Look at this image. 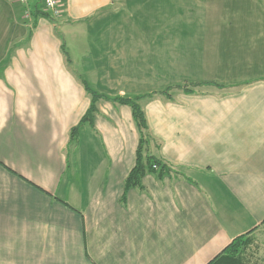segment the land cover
<instances>
[{
	"label": "crops",
	"instance_id": "0c3cea01",
	"mask_svg": "<svg viewBox=\"0 0 264 264\" xmlns=\"http://www.w3.org/2000/svg\"><path fill=\"white\" fill-rule=\"evenodd\" d=\"M60 4L0 0V264H206L263 226L264 0ZM83 80L140 96L179 174L123 196L139 133L109 99L69 144Z\"/></svg>",
	"mask_w": 264,
	"mask_h": 264
},
{
	"label": "trees",
	"instance_id": "16d2710c",
	"mask_svg": "<svg viewBox=\"0 0 264 264\" xmlns=\"http://www.w3.org/2000/svg\"><path fill=\"white\" fill-rule=\"evenodd\" d=\"M36 11L39 13L41 12L38 9L34 10V12ZM41 14L46 15L50 18L49 14L46 12L42 11ZM64 53L66 56V51H64ZM82 82L86 91L90 95V103L86 112L81 117L79 123L70 130L69 144H72V142L76 138L78 127L82 123L88 122L91 124L93 122V114L97 110L96 102L100 98L109 99L113 102L127 104L131 108L132 118L139 133V139L135 151L134 165L129 170L128 174L124 179L123 196L129 188L133 187L140 189L142 187V178L147 173H155L159 177L164 175L171 176L173 174H179V171L176 170L173 166H171V164L151 152V147L155 144L153 143V140L150 134L148 133L146 118L143 109L138 103V98L140 96H109L97 92L92 87H90L84 80ZM262 223L264 224V219ZM251 232L252 229L247 233L233 238L218 254H216L212 259H210L206 264H264V260L262 261V258H259L257 254L254 253L258 249H260V245L258 242H254V237L252 236V234H250Z\"/></svg>",
	"mask_w": 264,
	"mask_h": 264
},
{
	"label": "built area",
	"instance_id": "2783aa9c",
	"mask_svg": "<svg viewBox=\"0 0 264 264\" xmlns=\"http://www.w3.org/2000/svg\"><path fill=\"white\" fill-rule=\"evenodd\" d=\"M22 3L25 8L23 10V17L27 22L31 23L32 20V10L33 8L29 7L30 0H16ZM42 7V10L49 14L52 18H57L61 14V4L60 0H36Z\"/></svg>",
	"mask_w": 264,
	"mask_h": 264
},
{
	"label": "rangeland",
	"instance_id": "374dc122",
	"mask_svg": "<svg viewBox=\"0 0 264 264\" xmlns=\"http://www.w3.org/2000/svg\"><path fill=\"white\" fill-rule=\"evenodd\" d=\"M61 9H62V5H61ZM252 236L254 237L253 238L254 242L256 241L260 245V249H258L259 251L257 250L256 252L254 251L253 252L256 253L259 258H262L263 261L264 260V225L257 228L255 232L252 234Z\"/></svg>",
	"mask_w": 264,
	"mask_h": 264
}]
</instances>
